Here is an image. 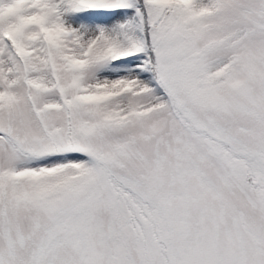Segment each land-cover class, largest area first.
I'll list each match as a JSON object with an SVG mask.
<instances>
[{"label": "snow or ice", "instance_id": "snow-or-ice-1", "mask_svg": "<svg viewBox=\"0 0 264 264\" xmlns=\"http://www.w3.org/2000/svg\"><path fill=\"white\" fill-rule=\"evenodd\" d=\"M0 264H264V0H0Z\"/></svg>", "mask_w": 264, "mask_h": 264}]
</instances>
